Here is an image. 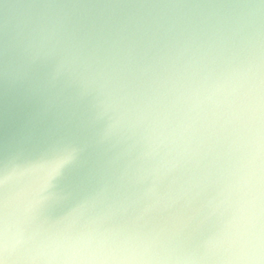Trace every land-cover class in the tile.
I'll use <instances>...</instances> for the list:
<instances>
[{
    "label": "clouds",
    "instance_id": "obj_1",
    "mask_svg": "<svg viewBox=\"0 0 264 264\" xmlns=\"http://www.w3.org/2000/svg\"><path fill=\"white\" fill-rule=\"evenodd\" d=\"M0 264H264V0H0Z\"/></svg>",
    "mask_w": 264,
    "mask_h": 264
}]
</instances>
